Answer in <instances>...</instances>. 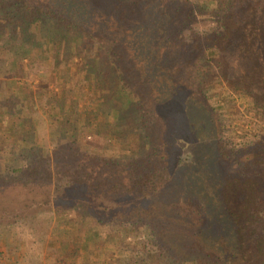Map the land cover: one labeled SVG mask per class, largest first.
Here are the masks:
<instances>
[{"label": "trees", "instance_id": "16d2710c", "mask_svg": "<svg viewBox=\"0 0 264 264\" xmlns=\"http://www.w3.org/2000/svg\"><path fill=\"white\" fill-rule=\"evenodd\" d=\"M210 2L0 0L1 46L43 39L45 20L52 22L65 35L66 52L79 49L83 60L106 62L97 77L114 122L138 129L126 136L128 147L138 148L126 167L94 151L87 160L82 133L79 147L68 141L69 148L50 156L48 165L24 166L14 148L17 166L0 174V190L52 184V167L56 180H66L55 210L37 204L21 218L35 227L52 220L63 224L56 220L82 209L90 232L82 231L78 248L63 236L51 242L68 259L82 250L81 264L107 257L110 264H264V135L247 141L231 160L218 137L222 107L205 98L200 80L205 73L194 76L197 66L217 68L226 84L237 86L240 98H253L264 115V0H228L216 27L185 34L193 8L208 10ZM232 63L239 71L230 77ZM86 89L76 93L77 104L90 92L98 94L90 83ZM142 114L152 148L139 127ZM5 115L0 131L13 137L25 125L13 114L3 121ZM99 207L109 219L100 218ZM97 221L117 224L120 237L104 244L92 225ZM65 227L78 231L71 220ZM133 227L147 228L157 249L141 248L130 263L133 257L120 249Z\"/></svg>", "mask_w": 264, "mask_h": 264}, {"label": "rangeland", "instance_id": "374dc122", "mask_svg": "<svg viewBox=\"0 0 264 264\" xmlns=\"http://www.w3.org/2000/svg\"><path fill=\"white\" fill-rule=\"evenodd\" d=\"M188 1L196 4L210 2ZM216 1L210 2L208 10L196 8V11L193 8L194 13L184 23L185 34L189 30L199 32L214 28L218 21L223 20L225 4L229 2ZM45 21L47 23H44L43 39L15 42L12 46H1L3 41H0V115L6 113L2 120L9 121L13 114L14 117L22 118L25 125L14 132L13 137L8 131H0V174L10 172L17 166L19 156L12 154L14 148L21 151L22 165L27 166L29 162L39 164L40 161L48 165L51 164L50 156L59 155L60 151L69 148L64 146L68 141L79 147L82 133L86 134L83 144L90 150L85 156L87 160H91L89 154L94 151L104 155L106 159H113L119 167H126L131 163V152L138 149L133 144L128 147L126 136L130 132L137 133L138 129H128L123 122H114V112L110 107L107 91L102 89L103 85L97 77L98 70L106 62L103 59L95 62L91 60L92 57L83 60L81 53H78L79 49L66 52L64 33L52 22ZM231 65L233 68L230 77L239 71L237 63ZM197 68L194 76L205 73L200 79L205 98L209 97L211 106L219 104L222 107L218 117L216 116L219 140L228 150L230 159H238L240 150L247 141L264 135L263 110L253 98H240L237 86L229 87L217 68ZM89 83L98 94L90 92L88 97L77 104L76 93L81 92V89L87 91L86 85ZM145 116L142 114L137 117L138 123L142 136L147 139L146 147L152 148L151 134L144 128ZM163 153L164 148H160L159 156ZM53 173L52 167V184H43L39 188L28 186L0 190V264H81L82 250H79L78 257L68 259L51 242L54 238L63 236L65 241L74 242V247L78 248L76 240L81 237L82 231L90 232V226H86L85 217L81 214L84 213L82 209L74 211L76 208H73L67 217L56 220H64L63 224H56L52 220L35 227L21 218L23 214L34 211L37 204L56 209L55 197L62 195L61 187L67 184L66 180H56ZM92 207L94 208L93 204ZM103 210L105 209L102 207L98 209L100 218L109 219L110 216H104ZM68 220L72 224L76 223L78 231L65 227ZM92 225L96 226L103 243L120 237L117 224L97 221ZM146 231L145 227H133L132 234L121 244V254L133 257V260L129 259L130 263L137 260L142 253L141 248L145 247L150 252L157 249ZM97 246L100 250L104 248L103 244ZM96 264H110V261L108 257L102 258Z\"/></svg>", "mask_w": 264, "mask_h": 264}]
</instances>
